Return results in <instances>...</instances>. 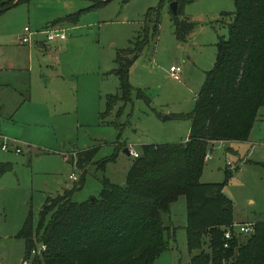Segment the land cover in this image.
I'll list each match as a JSON object with an SVG mask.
<instances>
[{"label":"rangeland","instance_id":"374dc122","mask_svg":"<svg viewBox=\"0 0 264 264\" xmlns=\"http://www.w3.org/2000/svg\"><path fill=\"white\" fill-rule=\"evenodd\" d=\"M93 3L29 0L0 15V145H9L0 148V162L13 163L0 175V264L26 259V240L19 232L29 213L37 230L48 196L80 185L83 177L72 198L98 196L105 179L126 182L135 156L125 148L141 152L145 143L186 140L191 120L173 114L195 107L215 64L219 37L229 34L231 18L223 13L236 8L235 0L187 2L184 14L195 26L181 41L168 0H108L91 8ZM160 5L154 35L147 12ZM78 11L76 24L62 20ZM53 22L65 28L67 40L48 41L37 34L47 49L19 41L25 26L40 30ZM146 25L149 40L129 69L131 98L109 104L108 95L119 91L117 52L132 45ZM173 65L181 67L180 79L172 75ZM91 147L97 148L93 162L83 168L77 153ZM208 152L201 180L227 181L224 192L236 221L264 220V105L248 139L217 140ZM164 221L172 226V247L154 264H192L198 250L188 247L186 195L172 203ZM27 258L33 262V256Z\"/></svg>","mask_w":264,"mask_h":264},{"label":"trees","instance_id":"16d2710c","mask_svg":"<svg viewBox=\"0 0 264 264\" xmlns=\"http://www.w3.org/2000/svg\"><path fill=\"white\" fill-rule=\"evenodd\" d=\"M27 1L0 0V15ZM107 1L94 0L91 8ZM176 1L175 33L183 41L195 26L184 14V5L191 0ZM235 3L233 12L223 13L231 18L229 34L219 37L215 64L206 73L195 107L173 114L191 120L188 139L143 144L126 182L105 179L94 200L72 198L85 177L80 185L48 196L37 230L29 213L19 232L26 240V258L33 256V264H154L172 247V226L165 224L164 213L181 195L187 197L188 247L198 250L192 264H264V220L255 222L252 233L227 241L225 229L235 221L232 200L224 192L227 181L201 180L211 145L217 140L248 139L264 105V0ZM161 7L147 12L146 23L152 21L154 35ZM78 16L79 11L62 20L75 22ZM148 40L146 25L139 38L131 39L132 45L118 50L114 71L119 91L108 95L109 104L131 98L129 69ZM96 149L79 151L76 163L85 168ZM105 163L106 159L99 161L100 167ZM12 167L11 161L0 162V175ZM37 242L46 249H37Z\"/></svg>","mask_w":264,"mask_h":264},{"label":"built area","instance_id":"2783aa9c","mask_svg":"<svg viewBox=\"0 0 264 264\" xmlns=\"http://www.w3.org/2000/svg\"><path fill=\"white\" fill-rule=\"evenodd\" d=\"M43 33L46 36V40L48 41H55L58 39H65L67 37V32L65 30V28L61 25H59L58 23H52L47 25L46 27L40 29V30H33L29 25L24 27L23 32L21 33V35L19 36V41L21 43H32L36 40V35ZM181 67L180 66H176L173 65L171 66V72L172 75L177 78L180 79L181 75ZM0 148L2 150H8L9 149V145L7 142H3L0 145ZM130 149V153L133 154L135 157L139 156L140 152L135 150L134 148H129ZM16 151L20 152L21 149L20 147L16 148ZM211 156L208 152V154L206 155V159ZM71 178L76 179L77 175L72 173L70 175ZM255 229V222L253 221H234L231 225H229L228 227H226L225 229V238L227 239V241H229V239H231L232 237H234L237 234H250L254 231ZM229 242H226V245H228ZM41 249H46V245L45 244H41L40 245ZM22 264H33L32 262L29 261V258H26L23 260Z\"/></svg>","mask_w":264,"mask_h":264},{"label":"crops","instance_id":"0c3cea01","mask_svg":"<svg viewBox=\"0 0 264 264\" xmlns=\"http://www.w3.org/2000/svg\"><path fill=\"white\" fill-rule=\"evenodd\" d=\"M54 23V22H53ZM75 24L77 23V22H74ZM52 24V23H51ZM68 39V34H67V37L65 38V39H58V41H63V40H67ZM45 40V39H44ZM46 41V40H45ZM35 43H39V39H38V37H36V40L34 41ZM33 42V43H34ZM33 43H22V44H28V45H31V44H33ZM40 44V46L42 47V49H47V48H49V46L48 45H46L44 42H40L39 43ZM32 46V45H31ZM0 104H1V101H0ZM189 133H190V131H189ZM188 136H189V134H188ZM188 136H187V138L186 139H188ZM235 218V217H234ZM252 221H258V220H252ZM165 252V251H164ZM164 252H162L161 253V255L164 253ZM160 255V256H161ZM171 264H176V261H173V262H171Z\"/></svg>","mask_w":264,"mask_h":264},{"label":"water","instance_id":"95a60500","mask_svg":"<svg viewBox=\"0 0 264 264\" xmlns=\"http://www.w3.org/2000/svg\"><path fill=\"white\" fill-rule=\"evenodd\" d=\"M170 8H171V11L173 12L174 15H178V2L176 0L170 2ZM125 151L127 153L131 154L130 149L128 147L125 148ZM95 198H96V196L91 197L92 200H94Z\"/></svg>","mask_w":264,"mask_h":264}]
</instances>
